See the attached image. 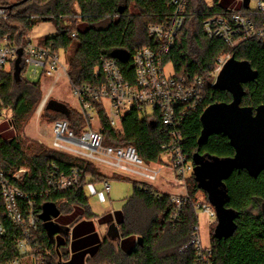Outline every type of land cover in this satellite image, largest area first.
Returning a JSON list of instances; mask_svg holds the SVG:
<instances>
[{
	"label": "trees",
	"instance_id": "1",
	"mask_svg": "<svg viewBox=\"0 0 264 264\" xmlns=\"http://www.w3.org/2000/svg\"><path fill=\"white\" fill-rule=\"evenodd\" d=\"M253 1V0H251ZM259 1V0H254ZM264 1V0H263ZM169 0H0V5L8 8L9 18L0 19V39L10 35L16 44H24L32 30L43 22H51L55 31L42 36L40 43L63 52L67 70L75 84L97 83L94 70L101 66L102 58H110L114 49H125L133 55L145 46H154L157 41L148 32L150 24L165 22L170 11ZM123 7V11L120 8ZM224 6H208L207 0H189L186 20L179 32L176 43L166 61H171L177 75L189 80L202 77L205 80L203 104L187 114L181 132L185 136L184 153L195 167L193 156L196 152L219 157L235 155V148L223 133L213 134L200 144L202 131L201 115L213 103L231 102L232 93L220 90L212 84L213 72L220 55L229 53L238 60H248L258 71V77L244 84L245 95L242 105L256 110L264 104V40L255 37L240 42L235 47L223 38L210 37L205 30L207 18L222 14ZM241 12L249 16L257 27L264 25V11H255L250 6L241 7ZM76 33V35H74ZM131 62V61H130ZM130 62H121L126 76L132 74ZM15 74L16 63L10 73L3 75L0 95L7 109L11 110L9 122L2 126L0 136V166L10 177L20 166L28 168V173L17 184L28 192H46L39 198L38 210L41 214L37 237L49 251L48 264L58 262L56 243L49 237L42 218L43 206L51 202L63 210L65 206L78 205L89 217L91 212L86 184L112 179H131L128 175L114 172L108 176L91 160L45 145L38 141L24 139L21 130L37 109L43 97L40 80L30 81ZM98 113L101 119L99 129L104 134V142L114 145H133L146 162H164L167 154L163 145L170 143V136L158 115H135L125 122V132L111 126L102 105ZM42 118L49 122L67 119L71 128L80 133L85 125L81 114L68 103L50 99L42 112ZM10 122L12 129L10 131ZM14 131V132H13ZM15 133V134H14ZM52 164L61 172L79 170V184L67 191H51L49 177ZM228 192L226 207L237 213L236 230L228 238H218L211 232L214 252L210 264H264V170L251 176L247 170H235L225 180ZM133 181V194L127 199L119 221L121 244L105 238L88 264H198L194 248L183 251L190 241L199 217L194 209L197 193L202 192L205 200L208 194L199 187L194 170L186 178L189 199L176 221L171 219L173 205L170 193L160 192L153 184L141 186ZM48 192V193H47ZM0 222L7 226V232L0 236V262L15 257L14 241L22 236V231L13 226L0 205ZM217 225V222H216ZM142 237V241H138ZM133 245L125 250V241ZM61 256L68 257L65 244L59 246Z\"/></svg>",
	"mask_w": 264,
	"mask_h": 264
},
{
	"label": "built area",
	"instance_id": "2",
	"mask_svg": "<svg viewBox=\"0 0 264 264\" xmlns=\"http://www.w3.org/2000/svg\"><path fill=\"white\" fill-rule=\"evenodd\" d=\"M241 1L244 5V0ZM188 2L189 0H169L168 19L163 23L149 25V35L155 38L157 43L154 46L139 48L130 55L128 62L131 61L133 71L129 77L124 73L118 59L102 58L101 66H97L94 70L95 76L98 77V82L94 84H75L68 74L67 63L62 60L61 52L52 46L35 42L32 32L24 44H16L8 34L0 39V85L3 82V75L13 70L19 57V50H22L21 64L24 65L22 69L24 78L28 79L25 76L28 73L33 81L40 80L42 83L45 77L53 76L56 83L61 76H68L72 93L78 101V111L85 125L80 133H76L71 128L69 120H54L51 123L52 142L50 144L53 148L84 157L94 163L101 162L117 168L124 175L135 174L139 176L135 180L141 184H151V181L158 179L161 169L151 168L133 145L106 144L104 134L99 129L101 119L98 108L99 105L104 107L111 126L120 129L122 133L125 132L124 124L129 118L137 114L158 115L171 138L169 144L163 145L167 151L165 156L168 158V165L174 169L179 187L184 189L177 193H170L173 221L179 218L184 204L189 199L186 178L194 170L192 162L184 153L185 136L181 132V126L187 114L197 110L205 100V80L202 77L189 80L185 76L177 75L172 62L165 59L175 46L176 38L183 28ZM219 2L220 0H211L207 4L213 7L219 5ZM255 2L256 6L250 7L255 11H264V1ZM242 5L224 7L222 14L207 18L204 26L209 36L223 38L233 47L250 38L259 37L264 40V25L257 27L249 16L241 12ZM7 18H9L8 8L0 5V19ZM231 57L229 53L219 56L213 72V85ZM168 64L173 67V72L170 74L166 71ZM54 85L49 87L39 104L37 109L39 115L52 98ZM6 110L0 95V136L4 132L3 124L10 120ZM9 125L12 129L11 122ZM27 173L28 168L20 166L10 177L0 166V205L8 221L22 231V236L15 239L13 243L15 257L2 261L0 264H48L49 251L36 234L41 220L38 210L39 198L46 192L23 190L17 184V180ZM49 184L50 192L67 191L79 184V170L73 168L69 173H65L52 164ZM104 185L109 191V181H104ZM194 209L198 217L204 214L208 218L210 226L217 222L216 210L205 198H197L194 201ZM6 232L7 226L0 222V236H4ZM189 248L196 250L198 264L211 263L214 246L211 240L208 245H203L199 222L194 226L191 239L182 250L186 251ZM58 262L68 264V260L60 255Z\"/></svg>",
	"mask_w": 264,
	"mask_h": 264
},
{
	"label": "water",
	"instance_id": "3",
	"mask_svg": "<svg viewBox=\"0 0 264 264\" xmlns=\"http://www.w3.org/2000/svg\"><path fill=\"white\" fill-rule=\"evenodd\" d=\"M27 0H22L25 2ZM251 0H244V6L248 8ZM123 11V7L120 8ZM21 53L16 60L15 74L19 78L21 73ZM111 57L120 62H128L130 52L125 49H114ZM258 71L248 60H238L232 56L224 65L218 75L214 87L220 90H228L232 93L231 102H217L210 104L201 115L202 131L199 143H204L213 134L223 133L235 148V155L219 157L211 154L196 152L193 156L194 172L199 187L208 194L210 203L217 213V225L215 235L218 238H228L236 230L237 213L226 207L228 200V179L235 170L245 169L251 176L257 177L264 170V104L254 110L251 106L242 105L245 95L244 84L255 80ZM264 213V202L262 203ZM61 210L56 204L48 202L43 206L42 218L49 237L54 241L56 233L68 234L70 227L63 226L54 221ZM112 240L116 241L122 236L119 226H111ZM142 241V237H138Z\"/></svg>",
	"mask_w": 264,
	"mask_h": 264
},
{
	"label": "rangeland",
	"instance_id": "4",
	"mask_svg": "<svg viewBox=\"0 0 264 264\" xmlns=\"http://www.w3.org/2000/svg\"><path fill=\"white\" fill-rule=\"evenodd\" d=\"M16 1L17 0H10V3H13ZM208 1H211V0H207V2ZM219 5L224 6V7H229V8L234 7V6L239 7L242 5V1L241 0H220ZM250 6L254 8L256 6V2L254 0L251 1ZM54 28L55 27L51 22H43V23H40L38 26H36L32 30L31 34L35 36L34 38L35 42L40 43V38L36 37L39 31H48ZM49 34H52V33L47 32L44 36L49 35ZM61 54H62L61 56L62 60L66 63L67 59L64 53L61 52ZM166 71L169 74L173 72V67L171 64L166 65ZM25 76L29 80L33 81V78L28 73ZM54 83H55V77L53 76L45 77L42 80V92H43L42 99L44 98V95L48 92L49 87L54 85ZM51 99H56V100H60L62 102L68 103L69 105L74 107L76 110H78V101L76 97L74 96V94L72 93L71 84L69 82L68 76L63 75L56 81L54 85V93ZM37 109L32 114L30 119L24 124L23 129L21 130L20 134L24 139L31 140V141H38L45 145L51 146L50 145L52 142L51 122L42 118L41 115L43 111L39 115V113L37 112ZM5 112L7 113L8 116L11 115L10 109H7ZM167 161H168V158L165 156L164 162H155V161L148 162L151 168L161 169L158 179L156 181H151V184L154 183L155 184V185L153 184L154 187L158 189L160 192L166 191L169 193H177V192L183 191L184 189L182 187H179L178 185V178H177V175L174 169L170 167V165H168ZM95 164L99 167V169L103 173H105L108 176L114 175V172L120 173V171H118L117 168L108 166L101 162H95ZM128 175L131 179H112L111 180V185H112V193H111V201H110L111 204L110 203L105 204L99 201L98 198L94 196L91 198L90 206H91V209L94 215L95 214L101 215L106 211V209H115V210L123 209L124 204L126 203V198L130 197L133 194V191H134L133 181L139 177L132 173H128ZM96 184H99V183H96ZM87 190L90 191V187H87ZM197 198L204 199L205 195L202 192H199L197 193ZM64 211H67V208H64ZM199 225H200V232L202 236L203 245H208L211 240V232H214L216 222L210 226L208 224V218L204 214H200L199 215ZM59 246H58V249L59 251H61Z\"/></svg>",
	"mask_w": 264,
	"mask_h": 264
},
{
	"label": "crops",
	"instance_id": "5",
	"mask_svg": "<svg viewBox=\"0 0 264 264\" xmlns=\"http://www.w3.org/2000/svg\"><path fill=\"white\" fill-rule=\"evenodd\" d=\"M54 31L55 28L48 31H39L36 36L41 38L47 32L54 33ZM97 183L99 184L92 183L86 184L85 186V190L89 195V201H91V198L94 196L97 197L99 201L109 204L112 193L111 180L109 181V191L105 189L104 181ZM87 187H90V191L87 190ZM164 192L169 193L166 191ZM128 198H126V201ZM65 208H67V211H64V209L61 210L60 215L55 217L54 221L63 226H69L70 230L68 234H62L59 232L55 234L54 242L56 243V250L61 256L58 246L60 243L65 244L68 251V257L65 259L68 260V264H88V260L94 257L104 239L112 238L110 232L111 226L113 224L119 226L122 209H106L101 215L95 214L89 217V215L84 214V208L78 205L65 206ZM90 210L93 213L92 209ZM116 241L121 244L123 237ZM132 245V240H126L124 249L128 250Z\"/></svg>",
	"mask_w": 264,
	"mask_h": 264
}]
</instances>
